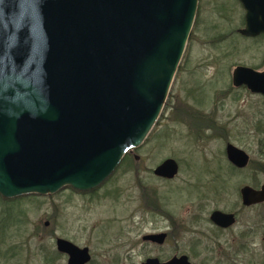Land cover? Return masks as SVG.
Wrapping results in <instances>:
<instances>
[{
  "label": "water",
  "instance_id": "water-1",
  "mask_svg": "<svg viewBox=\"0 0 264 264\" xmlns=\"http://www.w3.org/2000/svg\"><path fill=\"white\" fill-rule=\"evenodd\" d=\"M243 37L264 34V0H238ZM198 0H0V197L54 195L65 187L97 188L127 151L141 146L166 102L192 30ZM233 87L264 96V71L236 66ZM228 162L248 165L227 144ZM153 175L172 179L165 159ZM243 207L264 203V185L243 186ZM210 221L235 223L215 210ZM48 222H45V226ZM164 234L143 239L161 243ZM67 264L89 252L55 239ZM192 264L181 255L166 263Z\"/></svg>",
  "mask_w": 264,
  "mask_h": 264
},
{
  "label": "rangeland",
  "instance_id": "rangeland-1",
  "mask_svg": "<svg viewBox=\"0 0 264 264\" xmlns=\"http://www.w3.org/2000/svg\"><path fill=\"white\" fill-rule=\"evenodd\" d=\"M241 18L238 0H198L156 124L98 188L23 196L18 205L0 198V264H66L65 256L53 261L44 253L57 251V238L88 248L90 264H141L174 252L193 264H264V203L241 209L239 199L241 187L264 185V96L231 84L236 66L264 71V36H240ZM228 143L248 154L243 170L230 168ZM167 158L178 165L169 181L152 175ZM19 209L23 226L9 227L2 245L1 226L6 230ZM216 209L239 212L236 224L217 238L208 221ZM156 232H168L163 246L142 241ZM213 240L219 244L210 254Z\"/></svg>",
  "mask_w": 264,
  "mask_h": 264
},
{
  "label": "flooded vegetation",
  "instance_id": "flooded-vegetation-1",
  "mask_svg": "<svg viewBox=\"0 0 264 264\" xmlns=\"http://www.w3.org/2000/svg\"><path fill=\"white\" fill-rule=\"evenodd\" d=\"M238 5H240V7H241V10H242V18H241V20H242V24H243V27H244V17H245V10H244V8H243V6H242V4L238 1ZM243 27L242 28H240V29H243ZM239 30V29H238ZM237 31V30H236ZM241 36V35H240ZM261 36H264V34H260V35H258V36H256V37H254V38H257V37H261ZM243 37V36H242ZM244 38H246V37H244ZM254 38H252V37H250V39H254ZM229 144V143H228ZM227 145V144H226ZM226 147V146H225ZM224 151H225V149H224ZM225 156H226V154H225ZM227 159V158H226ZM228 161V160H227ZM228 164L230 165V168L232 169V170H243V169H237V168H235L234 166H232L229 162H228ZM152 175H153V172H152ZM154 176V175H153ZM176 176V175H175ZM174 176V177H175ZM154 177H156V176H154ZM156 178H158V179H162V180H166V181H169V180H172V179H164V178H159V177H156ZM242 188V187H241ZM240 188V189H241ZM240 189H239V191H240ZM239 199H240V207H241V209H246V207H243L242 206V204H241V197H240V193H239ZM259 205H262V204H259ZM259 205H255V206H251V207H247V208H252V207H256V206H259ZM217 210V209H216ZM213 211H215V210H213ZM212 211V212H213ZM219 211H221V210H219ZM211 212V213H212ZM221 212H224V211H221ZM211 213H210V215H211ZM224 213H232V214H234V216H235V223L233 224V225H231V226H229V227H227V228H221V227H218V226H216V225H214L211 221H210V215H209V217H208V221L212 224V226H213V228H214V234H215V238H217L219 235H220V233H223V232H226V231H228L229 229H231L235 224H236V221H237V219H238V214H239V212H238V210H236V211H231V212H224ZM163 215V214H162ZM166 215V214H165ZM174 226V225H173ZM152 234H164L165 236H164V239H163V241L160 243H157V242H153V241H150V240H144L143 238L146 236V235H152ZM146 235H143L142 236V241L143 242H145V243H149V244H152V245H154V246H163L164 245V243H165V241H166V239H167V237H168V232H156V233H149V234H146ZM173 237V236H172ZM219 244V242L217 241V240H213L211 243H210V247H209V249L211 250L210 251V254H212L211 252H212V250H214V248H215V246H217ZM79 247V246H78ZM81 248V247H80ZM84 248V247H83ZM88 249V248H87ZM88 252H89V261L86 263V264H90L91 263V261H92V257H91V254H90V251H89V249H88ZM59 255H63V256H65L66 257V264H67V262H68V255L67 254H63V253H59ZM181 255H178L176 252H174V254L173 255H171L168 259H166V260H160L158 257H148V258H146L145 260H144V262H142L141 264H144L145 263V261L147 260V259H150V258H155V259H157L158 261H159V263H166V262H168L169 260H172V259H174V258H179ZM188 257V256H187ZM188 259L190 260V258L188 257ZM214 260V258H210V261L212 262ZM216 262L217 263H219V261H217L216 260ZM192 263V262H191ZM193 264V263H192Z\"/></svg>",
  "mask_w": 264,
  "mask_h": 264
},
{
  "label": "trees",
  "instance_id": "trees-1",
  "mask_svg": "<svg viewBox=\"0 0 264 264\" xmlns=\"http://www.w3.org/2000/svg\"><path fill=\"white\" fill-rule=\"evenodd\" d=\"M263 146H264V144H263ZM127 157H129V154H127L126 155V158ZM71 189V188H70ZM73 190V189H72ZM29 196H31L30 198H34V196H36V195H29ZM1 199H2V201L4 202V203H6L7 205L8 204H17L18 205V203H20L21 202V200L23 199V197H18V198H15V199H11V200H8V199H4V198H2V197H0ZM24 217L25 216V213L23 212V210H20L19 209V211H18V215H16L15 216V218L13 219V221H12V223L10 224V226H8L7 228H6V230L5 229H3L4 227L3 226H1V228H2V233H3V239H2V245H4V242H5V239L8 237V235H10L9 233V227H12V226H23L22 224H23V218L22 217ZM22 218V219H21ZM7 230H8V232H7ZM0 252H1V249H0ZM4 252H2L1 254H3ZM44 253H48L49 255H52L53 256V258H52V260L53 261H55V259L57 258V257H59V253H57L55 250H52V249H50V248H48V249H45V251H44ZM16 255H17V253H16ZM2 258L3 259H6L7 257H6V254H3L2 255Z\"/></svg>",
  "mask_w": 264,
  "mask_h": 264
},
{
  "label": "bare ground",
  "instance_id": "bare-ground-1",
  "mask_svg": "<svg viewBox=\"0 0 264 264\" xmlns=\"http://www.w3.org/2000/svg\"><path fill=\"white\" fill-rule=\"evenodd\" d=\"M191 33V32H190ZM190 35V34H189ZM188 39H189V36H188ZM188 39H187V42H188ZM178 70V69H177Z\"/></svg>",
  "mask_w": 264,
  "mask_h": 264
}]
</instances>
